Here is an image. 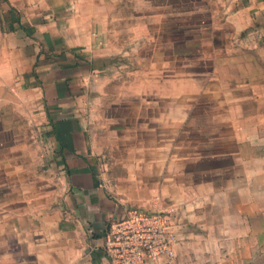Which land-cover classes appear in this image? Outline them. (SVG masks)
Segmentation results:
<instances>
[{
	"label": "crops",
	"instance_id": "crops-1",
	"mask_svg": "<svg viewBox=\"0 0 264 264\" xmlns=\"http://www.w3.org/2000/svg\"><path fill=\"white\" fill-rule=\"evenodd\" d=\"M24 101L0 264H110L112 222L160 205L176 264H264V0H0V112Z\"/></svg>",
	"mask_w": 264,
	"mask_h": 264
},
{
	"label": "built area",
	"instance_id": "built-area-1",
	"mask_svg": "<svg viewBox=\"0 0 264 264\" xmlns=\"http://www.w3.org/2000/svg\"><path fill=\"white\" fill-rule=\"evenodd\" d=\"M171 205L152 210L130 207L112 222L104 242L110 264H143L165 256L176 264L181 238L170 230Z\"/></svg>",
	"mask_w": 264,
	"mask_h": 264
},
{
	"label": "rangeland",
	"instance_id": "rangeland-1",
	"mask_svg": "<svg viewBox=\"0 0 264 264\" xmlns=\"http://www.w3.org/2000/svg\"><path fill=\"white\" fill-rule=\"evenodd\" d=\"M17 104L11 103L0 112V121L4 123L0 122V165L3 157L9 155L7 162L22 159L24 165L29 166L38 146L39 129L42 127L38 112L28 102Z\"/></svg>",
	"mask_w": 264,
	"mask_h": 264
}]
</instances>
